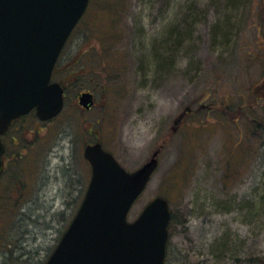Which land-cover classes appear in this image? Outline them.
<instances>
[{"label": "rangeland", "instance_id": "rangeland-1", "mask_svg": "<svg viewBox=\"0 0 264 264\" xmlns=\"http://www.w3.org/2000/svg\"><path fill=\"white\" fill-rule=\"evenodd\" d=\"M96 3L65 48L64 63L81 59L64 109L47 122L28 114L6 136L17 137L0 185V264L48 258L81 202L90 177L83 145L95 139L129 171L168 141L128 213L132 221L154 197L168 199L174 218L165 264H264V142L241 138L245 123L236 110L240 101L256 102L257 86L264 97V0L238 9L229 0H127L116 10ZM171 33L185 34L180 50ZM103 47L104 69L75 76L86 62L81 53L98 59ZM161 52L165 70L154 66ZM84 89L97 101L90 110L78 104ZM242 143L249 157L228 163Z\"/></svg>", "mask_w": 264, "mask_h": 264}, {"label": "water", "instance_id": "water-1", "mask_svg": "<svg viewBox=\"0 0 264 264\" xmlns=\"http://www.w3.org/2000/svg\"><path fill=\"white\" fill-rule=\"evenodd\" d=\"M89 0H0V135L13 119L34 110L40 120L63 107V89L51 82L57 57ZM80 104L89 107L91 95ZM4 144L0 139L1 155ZM91 166L85 195L44 264H165L170 210L157 196L133 220L128 212L158 165V151L133 171L100 143L87 145Z\"/></svg>", "mask_w": 264, "mask_h": 264}, {"label": "trees", "instance_id": "trees-1", "mask_svg": "<svg viewBox=\"0 0 264 264\" xmlns=\"http://www.w3.org/2000/svg\"><path fill=\"white\" fill-rule=\"evenodd\" d=\"M94 0H90L89 2V6L88 9L86 10V13L83 15V17L81 18V20L79 21V24L82 22V20L86 17V15L88 14L89 8L91 7V3H93ZM107 0H97V5L99 6L98 8L100 9H107V10H116L117 8L121 7L123 4H125V1L127 0H121L120 5L118 4V6H113L111 3H109L108 5L104 2H106ZM232 7H234L235 9H238V7H240V5H243L245 3L246 0H229ZM251 0H248V2H250ZM91 22H88V24H86L88 27L86 28L85 31V35L86 37L89 36L88 33H92V31L89 29ZM78 24V26H79ZM222 25V26H221ZM219 27H224V24H221ZM78 26L76 27L75 30H77ZM74 30V31H75ZM229 31V30H228ZM229 33V32H228ZM108 35H110L111 33H107ZM105 35V34H103ZM109 37H113V35H110ZM169 37H173L171 38V45H175L174 43V38H175V42L177 44H179L180 46L178 47V50H180L182 48L183 43H181L182 41L184 42L185 39V34H181L178 35L177 33H171V36ZM184 38V39H183ZM189 37L186 38V40H188ZM170 38H168L167 40H165V42H163L161 44V48H163L162 50H165L168 52V46H167V42L170 44ZM172 49V48H171ZM155 62H154V66L158 67L157 69H161V70H165L168 69L169 64H167L165 62V60L162 57V52L161 53H156V58ZM264 73V72H263ZM259 86L255 87L254 89V93H255V98L253 96L254 93H251L250 98L255 99L256 102L251 101V103H243L242 101H240V104L238 105V107L236 108V110H239L241 112V115L243 117L244 123L245 125L242 127V130L240 131L241 134V138L242 137H247V139H245L246 142H249V137L251 138V143H253V141L255 140H261L263 138V142H264V97L262 96H258L259 93ZM262 89L264 90V86L262 87ZM264 95V93H263ZM263 100V101H262ZM262 101V105H260V108H258V102ZM209 111V109H207ZM230 120V119H229ZM261 142V143H263ZM260 143V144H261ZM245 144H240L239 145V150H237L236 152H231V154H229V156L227 157V162L228 163H234L235 165L240 164L241 162L245 161L249 156V151L250 148L248 149V147L244 146ZM245 148V150H243ZM243 153V154H242ZM20 157L22 155V153L19 154ZM11 163L13 164V159L11 156ZM11 163H9V165H11ZM229 167V166H227ZM9 168V166H8ZM7 168V170H8ZM7 170H5L2 179L0 182H2L3 178L6 175V173L8 172ZM228 170V169H227ZM9 175V174H8ZM13 177H16V175H12ZM11 176V177H12ZM12 177V178H13ZM231 178V177H230ZM229 177H227V179H230ZM233 178V177H232ZM259 203H261V205H263L261 207V209H264V194L261 195V197L259 198ZM250 217L252 218L253 221V217L254 214L251 213ZM172 218H174L172 212H171V218H170V223L172 221ZM170 223H169V230H170ZM227 243L226 242H221V245L225 246Z\"/></svg>", "mask_w": 264, "mask_h": 264}, {"label": "flooded vegetation", "instance_id": "flooded-vegetation-1", "mask_svg": "<svg viewBox=\"0 0 264 264\" xmlns=\"http://www.w3.org/2000/svg\"><path fill=\"white\" fill-rule=\"evenodd\" d=\"M76 29V28H75ZM75 32V31H74ZM74 32L71 34V36L69 37V39L72 37V35L74 34ZM104 38V36H102V39ZM69 39L67 40V42L65 43L63 49L61 50V53L57 59V62L54 66V69H53V72H52V79L53 81H56L58 82L63 88L64 90L67 89L68 87L74 85V79L76 77H74V73H75V70H76V66L77 64H79V61L81 59V57H75L74 59V56H72L71 58L68 59V62L67 64L64 63V59L65 57L64 56V53H65V48L67 47V43L69 42ZM102 46V45H101ZM92 45H87V48H91ZM101 52L102 54H99L97 57L98 59H93L92 55H91V51L90 50H84L81 54V56H83V58L85 59L86 62H84V69L83 68H80L81 70H77V71H82V73H77L75 74V76H79L81 74H91V73H94L95 71H97L96 68H101V69H104V58H105V51H107V49L105 47L101 48ZM92 50V49H91ZM91 55V56H90ZM63 57V58H62ZM91 58V61H89ZM98 63L97 66H95V63ZM87 65L89 66V69L87 68ZM95 67V68H93ZM72 72V75H70V73ZM66 79V83L63 82V80ZM83 93H89L91 95V100H92V104L89 106V107H82L79 103V100H80V96L81 94ZM77 99H78V104L80 105L81 108H83L84 110H90L92 109L94 106H96V98H95V95L94 93L91 91V90H88V89H84V90H81V91H78L77 92ZM191 112V110H190ZM187 113V109L186 110H183L181 114L178 115V118H176L174 120V124H179L181 123L182 119L184 118L185 114ZM25 116H22L18 119H15L12 121L11 125L8 127V129L6 130V132L1 136V139L5 145V151L4 153L2 154V160H3V163H4V172L5 170H7L8 166H9V163H10V159H11V156L12 155H9V150H8V144L10 141H12L14 143V140L13 138L17 137V136H14V137H11L10 139H6V136L9 134V131L10 129L17 123V122H20L22 119H24ZM47 122V121H45ZM175 131V129H173ZM36 132V131H35ZM10 140V141H9ZM94 143H101L102 147L106 150V151H109L110 153L113 154V156L115 157L116 160H118V162L120 163L118 157L115 155V153L107 148H105V146L103 145L102 142L98 141L97 139L95 140H91V141H84V147L87 146V145H91V144H94ZM168 143L167 140H163L162 141V144H160V146L156 149V151H159L158 152V159H159V155H160V152L162 151V149L166 146V144ZM15 144V143H14ZM83 147V148H84ZM155 151V150H154ZM153 151V152H154ZM152 152V153H153ZM82 156H83V151H82ZM84 159V158H83ZM85 162L87 163L88 165V170L90 172V165L88 163V161L86 159H84ZM121 164V163H120ZM90 176V175H89ZM90 179V177H89ZM89 179L87 181V184L89 182ZM1 183V182H0ZM86 184V185H87ZM85 191V190H84ZM84 194V192H83ZM82 194V195H83Z\"/></svg>", "mask_w": 264, "mask_h": 264}]
</instances>
